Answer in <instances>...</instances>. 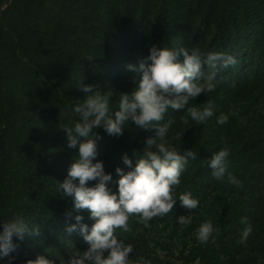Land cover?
Returning <instances> with one entry per match:
<instances>
[{"label":"trees","instance_id":"1","mask_svg":"<svg viewBox=\"0 0 264 264\" xmlns=\"http://www.w3.org/2000/svg\"><path fill=\"white\" fill-rule=\"evenodd\" d=\"M153 44L220 52L235 63L204 67L206 75L215 72L216 87L189 106L214 102L212 118L185 123V112L169 109L161 121H174L169 145L197 153L174 191L177 199L184 192L198 198L191 223H177L188 214L177 201L147 226L131 215L129 230L115 234L133 246L132 264H264V0H0V220L20 215L39 229L18 241L14 264L37 254L66 264L75 247H88L65 230L75 222L65 214L77 213L57 181L67 176L76 149L67 147L63 129L73 126V106L85 98L79 81L130 92L138 74L126 65L138 66ZM220 114L228 116L224 125L216 123ZM94 131L101 137L97 159L113 181L117 166L127 170L122 155L134 161L133 152L154 135L131 122L119 138ZM222 148L230 153L226 176L238 185L217 181L207 166ZM80 214L91 223L86 210ZM244 216L253 231L240 244ZM208 220L219 231L214 243L202 244L194 233Z\"/></svg>","mask_w":264,"mask_h":264},{"label":"clouds","instance_id":"2","mask_svg":"<svg viewBox=\"0 0 264 264\" xmlns=\"http://www.w3.org/2000/svg\"><path fill=\"white\" fill-rule=\"evenodd\" d=\"M235 60L220 52L202 53L189 47L171 48L167 45H151L149 54L139 61L138 66L131 63L126 67L138 74L130 92L101 91L98 84H85L79 81L78 89L85 94L82 103L73 106L75 114L73 126L64 128L69 149H76V157L68 167L67 176L57 181L60 196L72 199V208L77 214L67 212V218L74 223L66 224L68 233L76 232L88 247L75 250L67 257L66 264H132L130 254L133 246L119 239L116 229L129 230L127 221L133 214L138 221L148 225L156 216L172 212L177 201L188 210L187 215L176 218L180 225L191 223V213L199 207L198 198L184 192L178 199L174 197L175 187L181 183L180 177L189 159L197 153L185 149L183 153L167 143V135L174 121L164 120L169 109L185 112L182 117L197 124H203L215 114V105L207 101L203 106H189L190 101L216 87L215 72L206 75L205 66L227 68ZM115 99L116 106L112 107ZM134 123L143 130H154V135L146 138L141 151L133 152L134 161L125 153L121 159L127 170L117 166L118 177L113 181L103 161L97 159V141L101 138L94 130L102 128L112 137L119 138L125 126ZM228 122L226 114L216 117L218 125ZM139 153V155H137ZM230 155L226 148L211 153L207 166L217 181L238 185L240 181L227 173ZM93 181L91 186L88 182ZM116 185V190L110 186ZM88 212V220L80 214ZM244 227L240 230L238 243L245 244L253 231L248 217L241 218ZM219 230L211 220L205 221L195 230L198 242L206 244ZM39 229L30 226L20 215L0 220V264H14L15 257L10 255L18 248V241L25 235L38 234ZM15 238V240H14ZM7 257V261H5ZM23 264H56L48 255L37 254ZM136 264H143L137 261ZM196 264H200L197 259Z\"/></svg>","mask_w":264,"mask_h":264}]
</instances>
